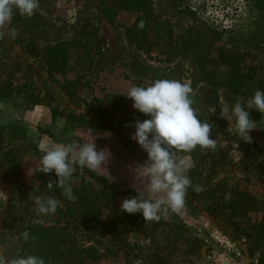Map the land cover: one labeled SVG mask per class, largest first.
<instances>
[{"label": "rangeland", "instance_id": "1", "mask_svg": "<svg viewBox=\"0 0 264 264\" xmlns=\"http://www.w3.org/2000/svg\"><path fill=\"white\" fill-rule=\"evenodd\" d=\"M151 1L160 18L170 22L175 33L188 27L203 29L217 47H237L244 55V70L250 65L258 73L264 70V26L258 27L260 12L253 0ZM37 9L55 20L57 34L53 40L65 39L69 27L82 19L94 20L99 25L104 51L93 58L89 68L70 62L65 73L49 76L42 55L27 52L21 41L10 38L8 25L0 28L4 33L0 38V87L5 92L0 94V258L10 261L20 256L18 232L27 223L66 226L76 246L94 248L97 257L86 258L85 264H215L217 257L226 254L229 242L248 256L244 235L225 220L209 217L197 202L185 201L184 209L177 214L191 234L201 240L199 247L189 243H176L172 247L166 244L169 227L162 224L172 220L175 213L171 211L162 213L156 225V221H144L139 229L130 232L94 234L83 211L47 185L40 186V180L34 177L43 155L40 144L94 139L98 150L110 152V163L97 171L77 167L78 175L72 178L74 185L84 183L101 188L106 183L126 192L114 196L111 207H120L124 199L135 196L134 189L145 191L146 196L153 198L159 195L145 190L140 165L146 153L129 138L134 128L126 126L137 119L142 121L143 114L132 108V101L125 95L132 86L169 79L189 84L192 107L217 126V135L213 138L216 147L198 149L203 168L201 186L207 188L225 178L264 196V113L249 110L257 128L249 133L251 142L239 141L230 131L231 122L220 117L219 112L221 107L231 108L237 100L247 101L254 93L242 94L200 80L196 62L184 57L167 62L155 50L149 54L142 52L128 43L123 27L96 18L94 0H38ZM261 22L264 24V19ZM232 30L242 31L232 38L228 32ZM257 31L260 33L256 34ZM211 54L217 56V48ZM212 68L218 71L219 80L226 78L225 65ZM68 80L77 81L72 92L65 87ZM214 89L216 95H213ZM7 90L13 93L8 95ZM32 92L38 93V99H31ZM87 120L92 125L86 124ZM38 128L49 131L53 137L41 134ZM9 148L21 152L17 162L8 161L11 159L6 154ZM176 155L180 159L190 158L191 169L194 167L191 153L177 152ZM29 195L54 197L61 201V206L55 214H40ZM101 212L104 219L107 210ZM260 212L250 213L249 219L257 220Z\"/></svg>", "mask_w": 264, "mask_h": 264}, {"label": "trees", "instance_id": "2", "mask_svg": "<svg viewBox=\"0 0 264 264\" xmlns=\"http://www.w3.org/2000/svg\"><path fill=\"white\" fill-rule=\"evenodd\" d=\"M258 8V27L264 19V0H253ZM96 18L105 19L112 24L123 27L124 35L129 44L134 45L144 53L157 51L164 56V61L172 62L178 57H184L196 62L200 80L206 81L212 86L222 85L229 90L254 93L256 89L264 90V70L257 72V68L249 66L243 69V53L238 48L231 46L224 48L216 46L213 38L207 36L203 29L195 27L184 28L180 33H175L172 24L160 18L151 0H94ZM264 6V5H263ZM259 20L260 23H259ZM144 21V27H138ZM55 20L44 16L38 9L32 17L26 18L14 11L12 22L8 29L15 28L17 35L15 40L21 41L27 50L35 55H42L47 66L48 75L55 72L65 73L70 62L88 65L96 55L104 50L103 41L99 34V25L90 18L82 19L74 26H70L65 39L53 40L57 34L54 28ZM54 29V31H53ZM215 34L219 31L213 30ZM242 31V30H241ZM240 30L228 31L232 38L238 35ZM224 32V31H223ZM260 33L259 31L256 34ZM253 35V34H252ZM251 36V35H250ZM43 43V44H41ZM217 48V56H212L211 51ZM72 53L74 55L72 56ZM225 65L227 67L226 78L219 80L218 71L212 67ZM81 77L79 76L77 80ZM76 80H68L65 87L72 92ZM14 90V89H13ZM13 91L7 90L8 95ZM213 90V95H216ZM3 88L0 87V94ZM24 97V96H23ZM32 100L38 99V93L32 92ZM198 115V114H197ZM198 117L211 125V137L217 135V126L207 121L201 115ZM142 116V119H146ZM88 121V120H87ZM92 125L89 121L86 123ZM39 130V128H38ZM41 134H52L47 130H39ZM1 137V135H0ZM199 147L192 151L194 167L188 175L192 185L187 190L185 201L197 202L211 218L225 220L229 226L235 228L239 234H243L247 241V251L250 259L255 264H264V196L256 195L239 186L237 182L220 179L207 188L200 184L202 174V162L200 161ZM20 151L9 148L6 154L11 156L8 161L19 160ZM78 175L73 172L72 178ZM34 177L40 180V186L47 185L50 180H55L53 173H40L37 168ZM71 184L73 193L77 197L75 202H70L76 209L83 211V215L91 224L92 233L103 232H130L140 228L144 222L140 213L128 214L120 211L119 206H110V201L118 194L126 192L113 185L102 183L101 188H91L87 184ZM196 187L202 190L195 191ZM108 188V189H106ZM62 198V189L55 185L51 188ZM102 209H106V217L102 218ZM261 211L257 220L249 219L250 213ZM159 221H156L155 225ZM169 227L166 244L172 247L176 243H189L198 248L200 239L192 235L189 228L183 223L177 213L172 220L162 222ZM30 233V238L25 241L22 238L24 231ZM20 256L35 255L41 257L45 264H85L86 258L95 260V250L92 246L79 248L74 244L73 235L66 226H44L37 223L21 226L19 229Z\"/></svg>", "mask_w": 264, "mask_h": 264}, {"label": "clouds", "instance_id": "3", "mask_svg": "<svg viewBox=\"0 0 264 264\" xmlns=\"http://www.w3.org/2000/svg\"><path fill=\"white\" fill-rule=\"evenodd\" d=\"M38 7V0H0V28L10 25L14 11L30 18ZM144 27V21L138 25ZM4 35L0 32V38ZM10 38H15L17 31H8ZM192 88L189 84L177 80L157 79L147 86H132L126 97L132 101V108L146 116V119L134 120L126 126L134 128L129 138L135 141L146 153V159L140 167L142 179L146 181L145 191L134 189L135 196L124 199L120 211L128 214L140 213L144 221H159L161 214L169 211L180 213L185 207V198L192 181L188 175L192 167L190 158L180 159L177 152L191 153L198 147L211 150L216 142L211 137V125L202 121L192 107ZM264 113V90L256 89L254 94L242 102L237 100L231 108L221 107L220 117L231 122L230 131L239 141L251 142L250 131L257 128L255 120L250 118L249 110ZM92 135V130L89 129ZM93 136V135H92ZM43 155L39 158L37 172L53 173L55 180H50L47 187L54 185L62 189L63 196L70 202L77 197L73 193L71 178L79 167L89 171L105 168L111 160L110 152L97 149L94 139L91 142L73 140L67 144H40ZM202 189L196 187L195 191ZM29 200L40 214H55L61 201L51 196L29 195ZM22 238L27 241L30 233L26 230ZM0 264H45L35 255L18 256L10 261L0 258Z\"/></svg>", "mask_w": 264, "mask_h": 264}, {"label": "built area", "instance_id": "4", "mask_svg": "<svg viewBox=\"0 0 264 264\" xmlns=\"http://www.w3.org/2000/svg\"><path fill=\"white\" fill-rule=\"evenodd\" d=\"M215 264H255V261L249 259L246 253L233 242H229L226 254L217 257Z\"/></svg>", "mask_w": 264, "mask_h": 264}]
</instances>
